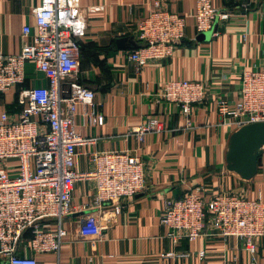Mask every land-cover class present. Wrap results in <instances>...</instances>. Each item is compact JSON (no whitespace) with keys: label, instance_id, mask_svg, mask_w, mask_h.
Segmentation results:
<instances>
[{"label":"built area","instance_id":"obj_1","mask_svg":"<svg viewBox=\"0 0 264 264\" xmlns=\"http://www.w3.org/2000/svg\"><path fill=\"white\" fill-rule=\"evenodd\" d=\"M195 5L193 14L170 11L158 1L151 5L137 22L138 46L128 54L129 60L140 68L152 60L171 58L186 36L190 17L197 33L212 35L218 33L219 19L232 17L213 0H195ZM32 14L34 23L22 27V36L29 40L21 51L6 54L0 49V97L9 91L15 97L11 110L0 108V264H61L40 263L39 258L61 252L68 235L63 226L66 216L88 210L81 232L102 235L107 222L122 209L118 200L132 198L147 185L141 156L128 148L94 152L91 172L74 169L78 147L96 140L77 130L78 109L84 108L90 125L105 121L96 110L94 90L79 79L81 41L88 23L81 0H40ZM28 64L42 73L46 84H33ZM26 80L29 84L22 85ZM207 90L204 80L175 78L164 82L153 96L156 102L179 106L185 128H192L193 106L205 100ZM216 109L232 130L264 120V67L243 68L238 97L233 101L219 97ZM163 130L158 117L133 128L139 139ZM87 178L96 183L92 201L73 205L74 184ZM160 217L175 244L208 234L234 237L254 260L257 240L264 236L260 191L252 197L222 189L207 196L204 185H199L182 196L166 198ZM161 255L175 259L192 253L173 249ZM204 255L205 250L198 252L200 258Z\"/></svg>","mask_w":264,"mask_h":264},{"label":"crops","instance_id":"obj_2","mask_svg":"<svg viewBox=\"0 0 264 264\" xmlns=\"http://www.w3.org/2000/svg\"><path fill=\"white\" fill-rule=\"evenodd\" d=\"M159 2L170 11L193 14L195 0H81V12L87 21L83 37V64L79 79L95 92L96 110L105 116L101 125L85 122L83 107L78 109L76 128L94 143L80 145L74 169L91 172L95 168L93 153L128 148L144 162L146 187L132 198H122V209L107 222L100 234H83L81 228L88 212L75 211L66 216L68 230L59 254H47L40 263L61 264H264V236L257 240L256 262L234 237L223 239L204 235L188 242L174 243L160 222L163 202L179 197L193 187L204 185L207 196L222 189L241 191L264 200V148L258 158V173L243 179L226 166L229 137L233 131L222 122L216 109L219 97L236 100L243 68L264 67V0H213L232 17L216 23L217 34L199 39L192 17L186 36L175 54L150 61L138 68L129 60L132 48L122 47L117 39L134 38L137 22L151 5ZM40 0H0V49L18 53L29 38L22 27L34 23L32 8ZM245 3L246 5H242ZM93 5L103 6L91 11ZM33 84H46L42 73L28 64ZM201 79L208 92L203 102L193 107L194 127L185 128L179 106L156 102L153 94L169 79ZM14 92L0 97V108L12 109ZM12 104V105H11ZM149 117L163 121L164 130L148 132L139 139L133 128ZM94 179L77 181L72 203L89 204L95 194ZM173 249L190 250L183 258H165L161 254ZM205 250L200 258L198 252ZM30 253V251H28Z\"/></svg>","mask_w":264,"mask_h":264},{"label":"water","instance_id":"obj_3","mask_svg":"<svg viewBox=\"0 0 264 264\" xmlns=\"http://www.w3.org/2000/svg\"><path fill=\"white\" fill-rule=\"evenodd\" d=\"M208 33H201L199 39L206 38ZM117 40L122 47L138 46L134 38L121 37ZM229 139L226 152L227 168L238 173L243 179H251L258 173V158L264 148V121L244 125L233 131Z\"/></svg>","mask_w":264,"mask_h":264},{"label":"trees","instance_id":"obj_4","mask_svg":"<svg viewBox=\"0 0 264 264\" xmlns=\"http://www.w3.org/2000/svg\"><path fill=\"white\" fill-rule=\"evenodd\" d=\"M84 42L83 41H81V66H82V64H83V61H82V57L84 56L83 55V51H84ZM29 84V82H28V80H26L22 85H24V86H27ZM14 99H15V97H14ZM14 102V101H13ZM14 104V103H13ZM12 105V104H11ZM13 106V105H12ZM26 237H30V234H29V232H27V234L25 235Z\"/></svg>","mask_w":264,"mask_h":264},{"label":"bare ground","instance_id":"obj_5","mask_svg":"<svg viewBox=\"0 0 264 264\" xmlns=\"http://www.w3.org/2000/svg\"><path fill=\"white\" fill-rule=\"evenodd\" d=\"M231 12H232V11H231ZM219 20H223V19H219ZM219 20H218V21H219ZM215 26H216V25H215ZM215 28H216V27H215ZM216 29H217V28H216ZM216 29H215V30H216ZM262 121H264V120H262ZM256 122H258V121H256ZM246 125H247V124H246ZM242 127H243V126H242ZM240 128H241V127H240ZM237 129H239V128H237ZM240 192H241V191H240ZM134 196H135V195H134ZM134 196H133V197H134ZM121 199H122V198H121ZM121 199L118 200V203L120 202ZM129 199H130V198H129ZM119 204H120V203H119Z\"/></svg>","mask_w":264,"mask_h":264},{"label":"rangeland","instance_id":"obj_6","mask_svg":"<svg viewBox=\"0 0 264 264\" xmlns=\"http://www.w3.org/2000/svg\"><path fill=\"white\" fill-rule=\"evenodd\" d=\"M212 235V234H211ZM186 239V238H185ZM187 240V239H186ZM188 241V240H187ZM189 242V241H188ZM251 262L254 263L256 262V256H255V260L253 258H250Z\"/></svg>","mask_w":264,"mask_h":264}]
</instances>
